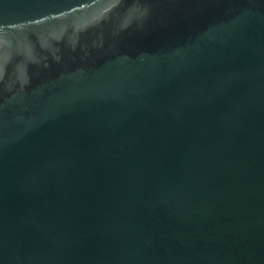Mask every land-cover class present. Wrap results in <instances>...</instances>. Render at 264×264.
<instances>
[{
  "label": "water",
  "instance_id": "95a60500",
  "mask_svg": "<svg viewBox=\"0 0 264 264\" xmlns=\"http://www.w3.org/2000/svg\"><path fill=\"white\" fill-rule=\"evenodd\" d=\"M0 264H264V0H0Z\"/></svg>",
  "mask_w": 264,
  "mask_h": 264
}]
</instances>
